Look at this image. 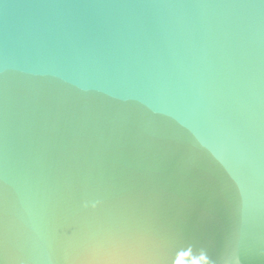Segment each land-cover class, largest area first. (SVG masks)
Here are the masks:
<instances>
[{
  "label": "water",
  "instance_id": "95a60500",
  "mask_svg": "<svg viewBox=\"0 0 264 264\" xmlns=\"http://www.w3.org/2000/svg\"><path fill=\"white\" fill-rule=\"evenodd\" d=\"M0 264H264V0H0Z\"/></svg>",
  "mask_w": 264,
  "mask_h": 264
}]
</instances>
